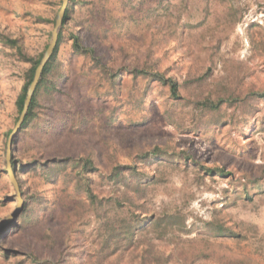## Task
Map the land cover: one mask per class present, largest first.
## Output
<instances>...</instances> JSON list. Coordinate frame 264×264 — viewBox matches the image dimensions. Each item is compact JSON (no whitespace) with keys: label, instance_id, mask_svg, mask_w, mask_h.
<instances>
[{"label":"rangeland","instance_id":"obj_1","mask_svg":"<svg viewBox=\"0 0 264 264\" xmlns=\"http://www.w3.org/2000/svg\"><path fill=\"white\" fill-rule=\"evenodd\" d=\"M61 5L0 0V31L21 49L0 41V222L16 206L3 176L6 140L17 133L15 177L30 206L0 238V264H264V99L236 100L264 91V0H70L61 28L68 42L49 89L39 94L37 119L22 129L16 101L31 59L51 42ZM73 35L97 59L76 53ZM143 70L176 78L181 101L135 73ZM206 96L228 102L196 110L195 100ZM155 147L183 150L223 167L224 176L204 174L181 157L142 162ZM80 157H92L104 175L111 165L129 163L154 173L148 210L136 205L129 213L141 219L153 212L161 221L106 247L104 240L126 227L121 211L108 204L94 211L76 191L70 167L51 180L32 168ZM94 189L106 198L118 191L101 178ZM220 225L239 237L217 233Z\"/></svg>","mask_w":264,"mask_h":264},{"label":"trees","instance_id":"obj_2","mask_svg":"<svg viewBox=\"0 0 264 264\" xmlns=\"http://www.w3.org/2000/svg\"><path fill=\"white\" fill-rule=\"evenodd\" d=\"M70 13H71L70 7H67L63 25L69 19ZM3 37H6V36H4L0 31V41L1 42L6 41V39ZM6 38L8 39V41L15 44L14 45L15 48L21 51L20 46L17 45L16 40L10 39L9 37H6ZM70 39H71L72 48L76 53H79L82 55H88L92 59H97L94 57L92 53L90 55V52L92 51H90V49H88L87 47L83 46L79 36L73 35L70 37ZM64 42L67 43L68 40L63 35L62 31L60 30L59 41L57 43V46L55 48L53 55L51 56L50 60L44 67L42 77L34 93L28 114L26 116L25 121L23 122L21 126L22 129L27 128V126L30 123H33L37 119L35 109L37 105L39 104V94L49 89V82H50L49 77H50L51 71L53 70V65L57 59V55L59 53L61 44H63ZM22 56H26V55L22 54ZM42 56L43 55L41 54L36 58H32L31 66L26 71V75H25L26 82H25V85L23 87L21 94L19 95L16 101V105H17V109L19 113H21L23 109L27 88L33 79L35 70L38 64L40 63ZM135 73L137 75L139 73L143 75H147L153 81L160 82L162 85L167 86L168 91H169V96H171V98L175 100L181 101V97H180L181 84L177 81L176 78L172 76L166 77L164 73L160 71L149 72V71L143 70V71H139ZM203 79H204V76H201L199 80H195L192 82L201 83ZM252 97L264 99V91L246 93L242 97L240 96L236 98V100L240 101L241 103H245L248 101V99ZM227 102L228 100L223 97L217 98V99L216 98L213 99L211 98V96L199 97L195 100V107H196V110L200 112H212V111H216L220 109L222 105ZM17 134L15 135V137L12 138V141H11L12 149H13V145H15L16 143ZM7 140H8V137H7ZM7 140H6V143H7ZM153 156H157L159 157L161 161H167V162L175 160L174 157H181V159L184 160L183 162L185 164H188V166L190 164L196 165L199 168V170L203 171L204 174L213 175L217 173V174H221L222 176H224L225 169L223 167H208L204 165L202 162L191 158L188 155V153L183 150L180 151L179 153L169 154V153L161 151L159 147H155L153 151H151V153L149 152L142 153L140 158L142 159V162H145L144 159L150 158ZM12 164L14 167V171L16 172V165L13 162V160H12ZM68 167L71 168V177L74 179V187L76 188V191H78V193H83L85 195L86 201L90 203L94 211H99V210L102 211L105 204H108L113 207L112 210H115L116 213L121 211L120 216L123 215L124 219L122 221L125 220L126 227L120 228L116 235L110 236L108 239H105L104 241H105L106 247H110L112 244L119 245L123 243V241L120 238H123L126 242H130L129 241L130 238L134 236L133 233H135L137 229L139 228L145 229L147 227H150L152 222L156 223V222L161 221V219L154 216L153 212H150V215L147 216L148 218L142 217L141 219L139 218V215L129 213V211L132 209V206H136V205H141L144 210H148L146 206L147 187L156 181L157 176L154 173L153 174L146 173V170L142 172L141 171L142 168L138 167L136 164L129 163V164L111 165L110 168L108 169V173L104 175L100 171V168L97 165L96 160H94L92 157H80L77 159H68V160H49L46 162L39 161L35 163V165L33 164L32 168L40 170L41 174H43L45 178H47L48 180H51L50 177H53L54 175L58 174V172L66 173V169ZM95 173L98 175L95 176ZM3 177L9 179V181H5V185H8L11 183L9 176L5 175ZM97 178H101L117 186L118 191L115 193V195H110L107 198L101 197L100 194H98L94 189V187L96 186ZM17 181L19 184V189H20L22 198L24 200V207H23V210L18 215L16 221L10 222L9 224H7L5 227H3L0 230V238H4V237L7 238L10 231L12 229H15L18 226L19 220L23 221V219L27 217V213L29 212V208H30L29 202H28L29 197L25 196V192H23V187L21 185V182L19 183V180ZM125 204L128 206V208L126 209L127 214L124 215V212L122 210ZM106 212H108V210ZM114 218L117 219L118 217L117 218L114 217ZM113 221H116V220H113ZM216 230H217V233H220L222 235H228L230 237H235V238L239 237L238 232L231 229L230 227H225L224 225H220L219 227H217Z\"/></svg>","mask_w":264,"mask_h":264},{"label":"water","instance_id":"obj_3","mask_svg":"<svg viewBox=\"0 0 264 264\" xmlns=\"http://www.w3.org/2000/svg\"><path fill=\"white\" fill-rule=\"evenodd\" d=\"M68 3H69V0H62V5H61V8L58 12V15L56 18V23H55V26H54L53 31H52L51 42H50L49 46L47 47V49L45 50V52H44V54L40 60V63L38 64V66L35 70L33 79L27 88L23 109H22L20 116H19V119H18V126L19 127L22 126L23 122L26 119V116L28 114L34 93H35L37 86L40 82V79L42 77L44 67L46 66V64L50 60L51 56L53 55L55 48L57 46V43L59 41L60 30H61L62 25H63V21H64L66 9L68 7ZM11 141H12V138H9L7 140L5 159H6L7 174L10 177L11 183H12V185L14 187V191H15L16 206H15V209L0 222V230L3 227H5L7 224H9L10 222L16 221L18 215L20 214V212L23 210V207H24V200L22 198V195H21V192L19 189V184H18V181L15 177V171H14V167L12 164L13 149H12Z\"/></svg>","mask_w":264,"mask_h":264}]
</instances>
